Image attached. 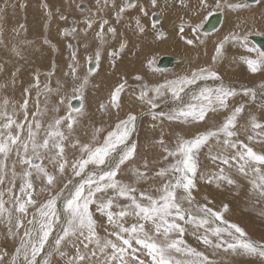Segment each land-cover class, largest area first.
<instances>
[{
    "label": "rangeland",
    "instance_id": "1",
    "mask_svg": "<svg viewBox=\"0 0 264 264\" xmlns=\"http://www.w3.org/2000/svg\"><path fill=\"white\" fill-rule=\"evenodd\" d=\"M114 1L46 0L45 4H43L41 0H14L7 5L8 7L10 4H15L16 10H13L15 8L11 9L9 13H7L5 20L2 24H0V81L2 85L0 87V106L3 105L4 100H7L9 104L7 105L8 113L11 114L13 110H15L16 116L14 118L17 122L26 125L23 132H20L19 129L15 128V126H13V131H19L21 139H24L27 135V125H34L36 122H39L41 128L39 129L38 139H42L48 125L53 123L58 117H66L69 113H71L73 118L76 120V123L73 125V129L70 133L68 132L66 126H64L68 121H63L64 123L62 122V126H60L61 130L68 136V139L64 141L65 159L68 160L64 173H59L58 165H54L53 162L47 158L34 160V163L42 164V166L45 167L50 174L55 175L57 177L56 181L53 185H48L46 178H38L36 173L33 172L32 182L34 191L32 195L34 203L28 205V214L26 216H22L18 211H13L11 223L8 220L7 214L0 216V254H8L4 256L5 264H11V258L15 255V250L20 245V238L23 235L24 230L32 227L27 223V221L32 219L33 215H35L37 220L40 219L39 209L47 202L48 199H51L56 196L57 193L61 192L64 196H67L68 191L72 189L74 184L82 182L81 180L87 178L86 173H90L91 171L99 172V168L104 167L89 165L86 168L85 173L81 176H76L74 174L72 164L79 161L82 157L87 158L86 153L83 151L84 145H88L90 147L101 146L107 139L109 133L115 131L116 126L120 124L122 120H126L129 115H136L137 120L135 122V131L132 132L127 143H136L138 146L137 152L132 160L127 161L121 166V170L119 171L116 179L123 184L134 187L136 191L133 194L137 196L138 200H142L141 195H139L142 192L158 196L160 194L158 190L161 189L160 187H162L164 183H167L169 179L174 182L175 179L180 176V173L173 171L171 168V166L176 163L177 157L168 156L165 149L168 151H174L180 140L193 139L194 137L205 134L208 131L217 130L223 123H225L227 117L232 114L235 108L240 106L244 107V112L237 118L238 135L236 137L228 138L225 137L223 133H220L218 137L211 138L208 145L201 148L198 154L197 178H195V187L192 189L194 202L191 205L187 202L184 203L185 208H189L192 215L197 216V221L200 219H207L209 223L202 227H198L196 222H191L192 215H189V217L186 216L185 220L178 221V223L185 228L184 233H173L172 237L183 240L184 244L182 247L193 248L198 252L204 253V255L208 256L209 261H211L212 264H264V257H260L258 254H248L242 250H237L235 252L230 249L226 250L227 244L225 243L234 242L232 237L228 235V232H231L233 236H239V233H236L235 229L231 228V225L235 224L242 228L246 233V236L242 239L250 240L256 245H264V234H262V231L264 233V195L261 194V189L257 187L258 184L264 183V181H260L259 179V175L264 174V167L257 165V167H262V173L260 174L254 173L249 167L246 170L248 174L245 175L244 173L238 171L240 164L243 163L242 161H239L238 159H230L229 164L225 165L222 159H213V157L218 156V154L219 156L228 155L231 157L232 155H235L237 151L243 152L244 149L240 146V142L253 147V149L258 153H264V130L259 128L253 129L252 127L253 116L256 118L257 122L264 125V70L252 73L249 66H247V60L257 58L256 51H249V49L252 48L251 44H247V47H245L242 42L232 44L231 39L227 41L224 40V37L229 36L231 33H243V36H248L251 32L264 35V26H251V28L248 29H246L247 27L244 25L240 27L230 26L231 28H229L228 34L222 37L224 40L223 42H225L223 48L219 53H215L218 46V44H215L217 41L215 43L208 41V37L205 36L206 34L201 32V18L205 16L208 10H210V12L216 10L220 12V9L216 7V4L210 7V4L207 1H205L204 4L200 1L197 9L191 11V5L188 4L189 0H186V3L180 4L179 15L182 20L178 22L181 23L178 24L174 22L173 25L176 26V28L168 30L165 26L153 27L156 25L152 23L151 26L149 24L148 13L151 12L149 10L148 12H145V14H147L146 18L140 19L139 15L142 13L140 10L142 7L144 8V6L138 4L135 7L136 2L132 3L133 8H128L126 6L129 3L123 0L124 7L134 10L136 16H139V19L135 20L134 23H128L130 28L126 29V31L131 30V33H135V38L127 39V36H125L122 38L121 44L119 41L121 36H119V34L121 33L122 28H119L121 31L117 34V36H113L111 35V32H109L110 27L118 29L113 22V24L111 23L108 28H104L107 29L108 32V43L104 46L105 48L102 46L103 44H101L103 52H101L99 59L103 60L104 56L106 57L108 55V58L103 62L106 61L107 66L110 69L106 70V74L103 73L105 72L104 70L101 72V74L103 73L102 75H104L103 77H100L99 74L95 75V77L91 76V78H89L90 81L89 79L87 80L89 83L87 82L85 86L83 83L87 78V62L97 61L95 49H100L97 47L100 45L98 43L99 31L94 28L92 30L91 38L82 36L81 33L73 34L72 37L71 35H65L64 31L66 29H70L72 32L77 30L73 27V23H71L72 18H75L74 20L77 22L79 21V25L83 22L90 23L93 21V19L89 17L87 19L84 17L81 21L83 15L80 14V12L88 11L86 9L88 7L86 6H89L93 11L91 14L92 17H95L96 21L101 20L103 23V21L107 18L105 15L103 16V14H101L100 10L103 9L106 11L105 9L107 7L111 8V5H115ZM148 2H150V0ZM159 3L161 2L159 1ZM5 4L4 0H0V7H5ZM26 4L28 7H32L31 13L33 14V17H30V13V19L26 18L28 15ZM54 4L58 7H55ZM84 5L85 7L82 8ZM103 5H105V7ZM159 5L157 6L159 9L158 12L164 13L163 11L161 12V6ZM22 9H26L27 11ZM45 9L46 11H44ZM19 10H21V15L18 13ZM48 11L52 12V17L47 27L44 22H46L45 16H48ZM65 11L68 12L69 16L74 13V16H71V19L66 26L60 22V20H66ZM197 12H202L204 15H199ZM59 13H64L62 15L63 17H61ZM97 13H100L101 15ZM246 13L248 15H258L260 21L263 22L264 4L247 9ZM13 14L18 16V20L21 16L19 22L16 18L15 19L17 21L12 18ZM23 15H26L25 18ZM68 15L66 14L67 18L69 17ZM191 15H198L199 18L193 20L190 18ZM151 17L152 16L150 15V20ZM128 18H131V16H128ZM168 18L169 16H166L165 21L168 20ZM55 19L57 20L53 22ZM6 20L7 22L5 23ZM10 20L17 22L18 24L21 21V25H19L20 27L16 30L14 27L9 26L7 23ZM123 21H125L124 18ZM137 21H139L140 25L143 24L145 26V32L140 31V28L137 26ZM105 25L106 24H104V26ZM198 25L200 27H197ZM191 27L193 29L188 31ZM9 31L13 33L9 35ZM245 33H248V35ZM169 36L174 37V43H172L173 41L170 40ZM184 36L187 41L193 40V44H188L187 41L184 40ZM20 37L21 39L18 40ZM211 37H214V35ZM2 38H5V40ZM124 38L127 39L128 42L123 40ZM153 39L155 49L152 51V44L149 41H152ZM129 40H132L133 43ZM247 40L249 39L247 38ZM124 42H126L127 45L124 44ZM120 44L123 46L125 52L124 50L118 51ZM178 45L188 47V49L186 50L181 47L177 48L175 51L172 50L174 46L178 47ZM55 47L56 49H54ZM78 49L81 50L78 52ZM242 49H244L243 53ZM86 50L89 51L87 52ZM16 51L20 53V56L16 54ZM190 51L194 52L191 53ZM77 53L79 54L78 56L80 62L83 61V64L81 69H75V72L73 73L72 68L74 65H72V61H75L76 59V57H73V54ZM188 53H191V57L189 67L187 69L192 70L193 72H197L201 68L215 71L218 74L219 79L210 78L206 80H198L196 84L186 86L185 91L181 93L182 100L180 101L174 100L170 91H167L163 96H158V98L157 95L155 98V91L151 95V92H149L148 97L150 95V98H154L152 100L157 105L155 108H152L151 104L147 102V98L144 100L140 99L141 91L146 90V87L156 88L159 85L164 84L169 80L168 75H172V73L181 75L182 72H180V70L183 67L182 59L183 57H186V54ZM161 56H173L180 62V64L178 67L172 69H164L169 70L168 72H160L158 70L160 69L158 66V69H156V67L154 68V62ZM216 65H218L219 68H217L218 66L216 67ZM53 69L54 71H52ZM103 69H106L105 63L103 65ZM227 71L230 73L228 76L226 75ZM176 74L175 76H171V80L177 79L178 76ZM16 75L21 76L20 85H12L7 82V80L9 81L11 77ZM105 75L108 78H106ZM4 77H7V79H4ZM137 77H140V79H137ZM113 78L115 80H113ZM102 79H109L111 82L108 86V99L105 97V99L101 101L102 105L97 108L91 107L89 100L92 99L87 96L90 97L91 93V96H93V94L97 92L100 87L99 82L102 81ZM81 83L84 85L83 88L80 87L82 85ZM121 84L125 85L121 91L119 107H115L112 103V95L114 90ZM233 85L242 86V89L234 87L236 95L227 99V107L221 108L218 104L214 105L215 111H208L203 121L193 120L191 117L187 120L183 118L178 120H169L167 118V115L174 112L178 107L186 106V104L190 102L197 103L191 98L193 94H198L201 89H217L221 86L233 89ZM186 88H188L189 91ZM49 89L51 91H49ZM75 89L79 90L74 91ZM247 89H252L255 93L258 91L255 99H253L250 94H245ZM77 98L83 99L87 102V105H85L87 109H85L84 106V111H82L83 109L79 112H74L72 110L73 108L71 107L72 104L70 101H74V99L76 100ZM25 100L27 101L26 110L23 107ZM101 111H103L104 114ZM225 111L228 113L226 114ZM25 112L28 117L26 121L24 119ZM161 112L165 113L163 117L159 116V113ZM153 114L156 115V119H153ZM144 121L146 123H142ZM2 122L3 121L0 120V123ZM145 127L149 129V135L143 134ZM143 138L144 140H142ZM225 139H230L236 142L238 144V148H227V146L223 144V140ZM140 141H145L143 144L146 143V146L144 147L142 145L143 147H140ZM145 152H147L148 155L151 153V156L149 155L150 158L147 157L145 159ZM22 155L23 153L21 152V156ZM19 159L20 158L17 157L15 151H13L9 154V157L5 161L8 167L0 170V175H4L6 173L4 183L0 184V192L4 193L3 200L5 201V207L8 209L13 208V204L11 202L13 197H21L23 195L19 191L20 186L23 184L20 173L22 169H25L28 166L19 163ZM0 160H3L2 155H0ZM144 161H147V163ZM145 164H147V168H145ZM13 165H15L17 176L14 183L10 184L9 181L12 178ZM161 168L168 169V173L163 178L157 176V173ZM137 169H141L139 171L144 173L147 172L144 179H140L135 175V170ZM221 175L232 179L234 183L230 184L227 179L219 178ZM10 187L12 189V193H9L8 191ZM177 190L178 196L183 194L182 189ZM108 194L112 196L115 195L112 190H109ZM130 203L131 201L129 199L125 197H118L112 210L118 212L121 209L116 206L117 204L127 206ZM63 207L64 200L63 197H61L57 202L60 219L53 227L48 244L45 245L44 250L37 258L38 264H43L45 259L49 260L50 264H67L71 256L75 255V250L71 247V245L66 247L63 245L61 246L62 250L66 253L65 256L59 255V253L54 249L52 250L51 255L48 254L50 250L48 246L54 243V240L58 235L62 234L61 229L65 226L66 214L63 212ZM203 208L210 210L207 215L201 211ZM224 208H227V210ZM90 210L93 213V218L97 221L96 231L98 235L102 239L106 238L107 236L102 237L100 235L102 229H99V222L97 219V215L103 214L96 210L95 204L90 206ZM217 213L220 215V218H217L215 215ZM16 217H21L24 220V228L17 229L14 227L16 224ZM246 221L250 222L252 225L248 224ZM123 222L124 224L126 223V227H130L133 223L137 222V218L134 216L126 217ZM146 227H148V225H146ZM217 227L227 229L228 231L223 232L219 237H217L212 231ZM10 228L12 229L11 232L9 231ZM255 228H258V231L260 230V236L258 238H255L253 235V233L256 234L253 230ZM12 232H16L17 234L13 235ZM106 232L103 229V233L105 234ZM205 237L211 241L210 244L204 243ZM108 239L115 240L116 238L113 235H108ZM50 242L52 243L50 244ZM216 244H222L223 246L216 248ZM133 246L139 250L137 255H139L141 259H145L146 255L142 246L136 245L135 243ZM90 247L92 246L90 245ZM174 257L175 259L182 261L194 259V257H191L186 253H174ZM20 259L22 260V257ZM147 259L150 261V257Z\"/></svg>",
    "mask_w": 264,
    "mask_h": 264
},
{
    "label": "snow or ice",
    "instance_id": "2",
    "mask_svg": "<svg viewBox=\"0 0 264 264\" xmlns=\"http://www.w3.org/2000/svg\"><path fill=\"white\" fill-rule=\"evenodd\" d=\"M184 0H181L183 3ZM260 0H257L259 3ZM153 6L157 5V0H151ZM204 4L205 0H201ZM133 5L128 4L127 7ZM229 9H239L247 7L246 4L228 3L225 0V5ZM15 7V5H12ZM216 7H221L219 0H217ZM121 12L124 8L120 9ZM7 15V4L5 7H0V24L5 20ZM119 16V13H118ZM108 21L105 20L104 24ZM139 25V21H137ZM89 26L91 24L89 23ZM197 27H200L199 25ZM183 30V29H181ZM113 34L114 28L109 29ZM140 31L143 32V27H140ZM233 40L242 42L247 47V36H239L235 33H231L229 36H225L224 40ZM188 44H193V40H188ZM223 48V43L216 49L217 53ZM123 46L121 47V50ZM249 51H256L257 58L247 60V64L252 73H257L264 70V51H259L255 48L249 49ZM20 53L17 52V55ZM115 55V54H114ZM97 65L99 61V54L97 53ZM72 67V66H70ZM73 73L75 68H72ZM210 78L219 79L218 74L215 71L201 68L197 72H192L190 75L178 77L175 80H170L164 84L159 85L155 89L146 88L142 90L140 99L147 98V102L151 104L152 108L157 107L152 98L148 97V93L155 91L157 96H163L167 91L172 93L174 100H182L181 93L185 91V87L194 85L198 80H206ZM140 79V77H137ZM87 80L84 81V84ZM83 84L80 86L83 88ZM124 85L121 84L114 90L112 95L113 106L119 107V99L121 91ZM75 89L74 91H78ZM49 91H51L49 89ZM246 95H251L253 99L256 97V93L252 89H247ZM234 89L224 88L223 86L217 89L203 88L198 94H193L192 100L197 103H187L186 106L178 107L174 112L167 115L169 120L185 119L191 117L193 120L203 121L208 111H215L214 105L221 108L227 107V99L235 96ZM8 101L4 100L3 105L0 106V155L3 156V160H0V170L5 169L8 165L5 163L9 154L15 151L17 157H19V163L27 165L28 167L22 169L20 177L23 180V184L20 186L19 191L23 194L21 197H13L11 202L13 204L12 209L5 207V201L3 200V192H0V216L7 214L8 220L11 223L13 218V211H18L22 216L28 214V205L34 203L33 199V172L36 173L38 178H46L48 185H53L57 177L42 166V164L34 163V160H42L44 158L49 159L54 165H58L59 173H64L65 166L68 164V160L65 159V144L64 141L68 139V136L61 130V124L63 121H68L66 128L70 133L73 129V125L76 120L72 114L69 113L66 117H60L54 120L53 123L48 125L45 135L42 139H38L39 129L41 125L39 122L27 125V135L24 139H21L19 132L13 131V126L23 132L26 125L17 122L14 118L16 116L15 110L11 114L7 111ZM23 107L27 109V101H24ZM103 107V106H102ZM244 112V107H236L232 114L227 118L226 122L222 124L215 131H208L205 134L198 135L193 139L180 140L174 151H167L168 156L177 157L176 163L171 166L172 170L180 173L175 181L171 179L167 183H164L162 188L158 191V196L151 194L141 193L142 200H138L134 195L136 189L130 185L123 184L116 179L121 166L127 161L132 160L137 152V144H128L127 141L132 132L135 131L136 115H129L126 120H122L120 124L116 126V130L109 133L107 139L99 147H90L88 145L83 146V151L86 153L87 158H81L79 161L72 164L73 172L76 176H81L85 173L86 168L89 165L93 166H105L102 167L99 172L91 171L87 173V178L82 182L73 185L72 189L68 191V195L64 196L63 193H57L56 196L48 199L39 209L40 219L37 220L35 215L28 220L27 223L31 225V228L24 230L23 235L20 238V245L15 250V255L11 258V264H38V256L44 250L45 245L49 242V237L53 231L54 225L59 221L60 215L57 209L58 200L63 197L64 207L63 212L65 215V226L61 229L62 234L58 235L54 243L49 245V255H51L54 249L61 256H65L66 253L62 250L63 246L71 245L75 250V255L71 256L67 264H212L209 261L208 256L202 252H198L193 248L182 247L184 241L172 237L173 233L183 234L185 228L181 226L178 221L185 220L186 216L192 215L189 208L184 207V203L189 205L193 204L194 198L192 196V189L195 187V178L198 171V154L202 147L208 145L211 138L218 137L220 133H223L225 137L232 138L238 135L237 131V118ZM165 113H159V116L163 117ZM27 113L25 112L24 119L27 120ZM156 115L153 114V119H156ZM253 129L264 130V125L256 121V118L252 117ZM35 128V131H34ZM223 144L227 148H238V144L230 139L223 140ZM240 146L244 151H237L235 155L229 157L228 155L216 156L213 159H222L225 165L229 164L230 159H238L243 163L240 164L238 171L247 175V168H251L254 173H262V168L257 165L264 166V153H258L254 151L253 147L240 142ZM21 152L23 155L21 156ZM147 168V164H145ZM168 173V169L161 168L157 173L158 177H165ZM135 175L144 179L146 173L135 170ZM6 173L0 175V184L4 183ZM17 176L15 171V165H13L12 178L9 181L10 184L14 183ZM222 179H227L228 183H234L232 179L221 175ZM260 181H264V174L259 175ZM71 183V182H69ZM257 187L261 189V194L264 195V183L258 184ZM177 189H182L183 194L177 195ZM109 190L115 193L114 196L109 195ZM9 193H12L11 187L8 189ZM100 194V195H98ZM118 197H125L131 201L127 206L116 205L120 207V211H113L114 203ZM95 204L96 210L107 217V221L110 225L114 226L113 232L110 235L115 236L113 239H102L97 231V221L93 218V213L90 210V206ZM227 210V208H225ZM208 214L210 211L207 208L201 209ZM217 218L220 215L215 214ZM134 216L137 218V222L133 223L130 227H126L124 219L126 217ZM15 228H24V220L21 217H16ZM196 222L198 227H202L209 223L207 219H200L197 221V217L192 215V221ZM148 225V227H146ZM231 228L235 229L239 236H233L231 232L228 235L232 237L234 242H225L227 249L232 251L242 250L248 254H258L260 257H264V245H256L250 240L242 239L246 236V233L242 228L233 224ZM11 232L12 229L10 228ZM213 234L219 237L223 232H227V229H221L219 227L212 230ZM16 235V232H12ZM142 246L145 252L146 258L141 259L137 252V248L133 244ZM205 244H210L211 241L205 237ZM90 245L92 247H90ZM222 244H216V248L222 247ZM174 253H186L194 259L182 261L174 258ZM7 253L0 254V264H5L4 256ZM22 257V260L20 259ZM150 257V261L147 259ZM43 264H50L49 260L45 259Z\"/></svg>",
    "mask_w": 264,
    "mask_h": 264
},
{
    "label": "bare ground",
    "instance_id": "3",
    "mask_svg": "<svg viewBox=\"0 0 264 264\" xmlns=\"http://www.w3.org/2000/svg\"><path fill=\"white\" fill-rule=\"evenodd\" d=\"M5 1V3L8 5V3H11L12 1H14V0H4ZM22 1V0H21ZM25 1V0H24ZM27 1V0H26ZM42 1V3L43 4H45V1L46 0H41ZM68 1V0H67ZM103 1V0H102ZM112 1H114V0H110V2H112ZM119 1V0H118ZM136 0H134V2H135ZM224 1V2H223ZM222 2H223V4H225V0H223ZM15 3V2H14ZM23 3V2H22ZM114 3H115V1H114ZM228 3H235V4H237V1H235V2H232V1H228ZM5 4V5H6ZM105 4V3H104ZM129 4H131V5H133L130 1H129ZM160 3H158L157 2V6L159 5ZM209 4L210 5H212L213 4V2L212 1H209ZM12 4H10V6H8L7 7V13H9V11L11 10V9H13V8H15V7H12L11 6ZM15 5V4H14ZM96 5V4H95ZM94 5V6H95ZM116 5H117V8H115L116 7ZM214 5V4H213ZM246 5H248V4H246ZM16 6V5H15ZM20 6V5H19ZM24 6H25V4H24ZM79 6V5H78ZM91 6V5H90ZM104 7H105V5H103ZM119 6H120V2H118V4H117V2L115 3V5H111V8H115V11L113 12V13H110L109 12V10L111 9L110 7L108 8H106L105 10L106 11H104L101 7V9L102 10H100V12H101V14H103V16L105 15V17L107 18L106 20L108 21V23L104 26V21H103V23L101 22V20H99V21H96V19H95V17L93 18L92 17V13H93V11L90 9V7L89 6H86V7H88V8H86L88 11H84V12H80V14H82L83 15V17L81 18V21H82V19L84 18V17H86L85 19H87L88 17L89 18H92L93 19V21H91L90 22V24H91V26H89V22L88 23H85V22H83V23H80V25H79V21L77 22V21H75L73 18L71 19V16L73 15L74 16V13L71 15L70 14V16L68 15V12H66L65 11V13L69 16L68 18L66 17V14H65V18H66V20L64 21H61L60 20V22H61V24H63V25H67L68 24V22H69V20L71 19V23H73V27L74 28H76L77 30L76 31H71L70 29H66L64 32H65V35H73V34H77V33H81V35L82 36H86V37H88V38H91V36H92V30L94 29V28H96V29H98V43L100 44L99 46H97L98 48H100L99 50H97V49H95V51H96V54L98 53L99 54V58H100V55H101V52H103L102 51V47H101V44H103L102 46L104 47L107 43H108V41H107V35H108V32H107V29H104V28H108L110 25H111V23L113 22L115 25H116V27L118 28V29H116V28H114L116 31H115V33L113 34L112 32H111V35H113V36H117V34L121 31V30H119V28H122V31H121V33L119 34V36H121L120 38V40L119 41H121L122 40V38L123 37H125V36H127V39L128 38H135L134 37V34L135 33H129V31H126V27H129L130 28V25L128 26V23H132V22H129V20L131 19V18H128V16H124L123 15V12H125V11H127V10H125V7H123L124 8V11L123 12H121L120 11V9L121 8H119ZM136 6V5H135ZM160 6V5H159ZM254 6H258V5H249V6H247V7H245L246 9H250V8H252V7H254ZM26 7H27V9H28V15H27V19H30L29 18V14L31 13V8L32 7H28L27 6V4H26ZM56 7V6H55ZM58 7V6H57ZM83 7H85V5L84 6H82V8ZM92 7V6H91ZM96 7V6H95ZM99 7V6H98ZM127 7V6H126ZM23 8V7H22ZM34 8V7H33ZM93 8V7H92ZM129 8V7H128ZM130 8H133V6L132 7H130ZM38 9H40V8H38ZM49 9V8H48ZM80 9V8H79ZM219 9H220V12L219 11H211L210 13H207V15L204 17V19H203V22H202V24L208 19V16H210L211 14H214V15H217L218 13H221L222 14V17H223V19H222V22H221V24H220V26H218L214 31H212V33H214L215 31H221V29L222 28H224V27H226V25H227V22H228V20H233V18H235V19H237V17L239 16L240 18H245V19H251V17H249L248 16V14L246 13V12H241V13H239V14H228L227 12H226V10L225 9H223V7H219ZM13 10H16V8L15 9H13ZM22 10H24V9H22ZM26 10V9H25ZM24 10V11H25ZM68 10V9H67ZM130 10H132V9H130ZM157 10H159L158 9V7H157ZM27 11V10H26ZM35 11V10H34ZM44 11H46V9L44 10ZM90 11H92V12H90ZM104 11V12H103ZM165 11V10H164ZM225 12L224 14H223V12ZM96 12V11H95ZM116 12H119V16H118V13H116ZM166 12V11H165ZM20 15H21V10H19V12H18ZM25 13V12H24ZM57 13V12H56ZM116 13V14H115ZM64 13H59V15H61V17H63L62 15H63ZM97 14H99V15H101L100 13H97ZM156 14V13H155ZM164 16H165V13H162ZM24 16V15H23ZM26 16V15H25ZM25 16H24V18H25ZM55 16H57L56 14H55ZM80 16V15H79ZM153 16V15H152ZM11 17V16H10ZM31 18L33 17V14L31 13V16H30ZM46 17V22H44L45 23V25L48 27V23H49V21H50V19H51V17H52V12H49L48 11V16H45ZM104 17V18H105ZM139 17V16H138ZM12 18H18V16L17 15H14L13 14V16H12ZM57 18H58V16H57ZM123 18H124V20L125 21H123ZM157 18H159V17H157ZM13 19V20H14ZM15 19V20H16ZM21 19V16H20V18H19V20ZM77 19H79V18H77ZM137 19H139V18H137ZM140 19H141V16H140ZM234 19V20H235ZM13 20H10V21H8V25L9 26H12V27H14L16 30L18 29V27H20L19 25H21V21H20V23L18 24L17 22H15V21H13ZM18 20V19H17ZM16 20V21H17ZM19 20H18V22H19ZM57 19H55L53 22H55ZM165 20V19H164ZM164 20L163 21H161L160 22V20H155L154 22H156L154 25H156V27L157 26H160V25H162L163 24V22H164ZM225 20V21H224ZM238 20V19H237ZM255 20V22H256V24H257V26H264V21L263 22H261L260 21V19L259 18H255L254 19ZM224 21V22H223ZM7 22V20L5 21V23ZM151 20H150V24H151ZM160 22V23H159ZM57 23V22H56ZM55 23V24H56ZM112 23V24H113ZM157 23H159V25L157 24ZM41 24V23H40ZM44 25V24H43ZM50 25H52V24H50ZM42 26V25H41ZM40 26V27H41ZM138 26V25H137ZM142 27H143V29H144V27L145 26H143V25H141ZM141 26H139V28L141 27ZM193 26V25H192ZM55 27H56V25H55ZM68 27V26H67ZM57 28V27H56ZM66 28V27H65ZM111 28V27H110ZM132 28V27H131ZM62 29V28H61ZM104 29V30H103ZM125 29V30H124ZM103 30V31H102ZM174 31V30H173ZM110 32V31H109ZM143 32H145V29H144V31ZM13 33V32H12ZM11 33V31H9V35H11L12 34ZM57 33H59V32H57ZM137 33V32H136ZM63 34V33H62ZM144 34V33H143ZM168 35H169V33H168ZM253 35H257V34H255V33H251V34H249L248 35V38H249V40H250V38H251V36H253ZM205 36H209V34H206ZM73 37V36H72ZM170 37V36H169ZM263 37V36H262ZM46 38V37H45ZM137 38V37H136ZM170 38H174L173 36H171ZM2 39H4L5 40V38H2ZM21 39V37L18 39V40H20ZM59 39V38H58ZM116 39V38H115ZM127 39H123V40H125V41H127ZM1 40V39H0ZM49 40V39H48ZM48 40H46V41H48ZM135 40V39H134ZM130 41V40H129ZM132 41V40H131ZM224 41V40H223ZM221 42V43H223V45H224V43L225 42ZM3 42V41H2ZM52 42V41H51ZM5 43V42H4ZM220 43V44H221ZM254 43V42H253ZM11 44V43H10ZM83 44V43H82ZM121 44H122V42H121ZM121 44H120V46H119V50L118 51H123L124 49H122L121 50ZM124 44H126V42H124ZM220 44L218 45V46H220ZM127 45V44H126ZM54 46V45H53ZM56 46V45H55ZM84 46V45H83ZM10 47V46H9ZM12 47V46H11ZM77 47H80V46H77ZM105 48V47H104ZM107 48V47H106ZM124 48H125V46H124ZM11 49V48H10ZM54 49H56V47L54 48ZM75 49V48H74ZM79 50H81V49H78L77 51L79 52ZM87 52L89 51V50H86ZM76 52V51H75ZM117 52V51H116ZM124 52H125V50H124ZM113 53V52H112ZM215 53H217V51H215ZM15 54V53H14ZM16 54H17V51H16ZM106 54V53H105ZM55 55V54H54ZM79 54L77 53V54H73V57H76V59H75V61L73 60L72 61V65H74V68L77 70V69H81L82 68V64H83V61H81L80 62V60H79V56H78ZM94 55V54H93ZM20 56V55H19ZM90 56V55H89ZM97 57V56H96ZM161 57H163V56H161ZM161 57H159V59L161 58ZM173 57V56H172ZM191 57V53H188V54H186V58H190ZM53 58V57H52ZM91 58V57H90ZM102 58H103V56H102ZM108 58V55L105 57L104 56V58H103V60L101 59H99V61H98V65H97V61L96 62H87L88 63V68L86 69V75H87V78L85 79V80H88L89 78H91V76H94L95 77V75H97V74H99V76L100 77H103L104 75H102L103 73H105L106 74V70H108V69H110L108 66H107V63H106V61L105 62H103L104 60H106ZM175 58V57H174ZM198 58V57H197ZM205 58V57H204ZM59 59V58H58ZM159 59H157V61H155L154 62V68L156 67V69H158L157 68V66H158V61H159ZM199 59V58H198ZM201 59H202V56H201ZM44 60V59H43ZM94 60V59H93ZM90 63H93L94 64V66H92V67H89L90 66ZM104 63H105V65H106V69H103V65H104ZM179 64H180V62L176 59V62H175V64H174V66L173 67H171V68H175V67H178L179 66ZM87 65V64H86ZM138 65V64H137ZM79 67V68H78ZM169 69V68H168ZM96 70V71H95ZM105 71V72H103L102 74H101V72L102 71ZM159 71H162V70H160V69H158ZM164 70V69H163ZM52 71H54V69L52 70ZM112 71V70H111ZM8 72V71H7ZM10 72V71H9ZM52 73V72H51ZM111 73V72H110ZM6 74V73H5ZM14 74V73H13ZM109 74V73H108ZM2 75V74H1ZM85 75V74H84ZM111 75V74H110ZM98 76V77H99ZM3 77V76H2ZM1 77V78H2ZM93 77V78H94ZM97 77V78H98ZM99 77V78H100ZM105 77H106V75H105ZM111 77V76H110ZM109 77V78H110ZM84 78H85V76H84ZM106 78H108V77H106ZM116 78V77H115ZM4 79H7V77H4ZM9 79V78H8ZM101 80V79H100ZM112 80V79H111ZM113 80H115L114 78H113ZM83 81V80H82ZM89 81H90V79H89ZM117 81V80H116ZM7 82H9L10 84H12V85H20L21 84V76H19V75H16V76H13V77H11L10 79H9V81L7 80ZM88 82V81H87ZM114 82V81H113ZM89 83V82H88ZM111 82L109 81V79H102V81H100L99 82V84H100V87H99V89L97 90V92L95 93V94H93V96H91L92 95V93L90 94V97L89 96H87L88 98H91L92 100H89L90 101V105H91V107H95V108H97V107H99L100 105H102V100H104L105 99V97L107 98V95H108V86H109V84H110ZM82 84V83H81ZM84 84V83H83ZM216 84V83H215ZM111 85H113V84H111ZM123 85H125V84H123ZM2 85H1V81H0V87H1ZM85 86H86V84H85ZM128 86V85H127ZM132 86V85H131ZM146 86V85H145ZM231 86V85H230ZM13 87V86H12ZM35 87V86H34ZM98 87V86H97ZM233 87V89H234V87L235 88H239V89H242V86H235V85H233L232 86ZM27 88V87H26ZM68 88V87H67ZM111 88V87H110ZM147 88V87H146ZM18 89V88H17ZM151 89H155V87H152ZM94 91V90H93ZM96 91V90H95ZM91 92V91H90ZM154 91H151V93H150V95L153 93ZM256 93H258V91H256ZM150 95H149V97H150ZM153 96V95H152ZM160 97V96H159ZM155 98H156V93H155ZM157 98H158V96H157ZM77 99H80V98H77ZM108 99V98H107ZM152 99H154V98H152ZM185 99V98H184ZM74 101H75V99H74ZM80 101H81V106L76 110V109H72L74 112H79L80 110H82L83 109V107L85 106V105H87V102H85L83 99H80ZM120 101V100H119ZM70 103L72 104L73 103V100H71L70 101ZM39 104V103H38ZM70 104V105H71ZM9 105V104H8ZM173 107H175V106H173ZM169 108V107H168ZM85 109H87L86 108V106H85ZM165 110V109H164ZM171 110V109H170ZM82 111H84V109L82 110ZM86 111V110H85ZM103 111H104V109H103ZM103 111H101L103 114H104V112ZM225 113L227 114L228 112L227 111H225ZM102 114V115H103ZM112 115V114H111ZM112 117V116H111ZM59 118V117H58ZM228 118V117H227ZM226 119V118H225ZM227 120V119H226ZM226 122V121H225ZM64 123V122H63ZM68 123V122H67ZM142 123H146L145 121L144 122H142ZM62 126V125H61ZM64 126H66V125H64ZM63 126V127H64ZM106 127V126H105ZM144 127V126H143ZM63 129V128H62ZM85 130H86V128H85ZM109 130V129H108ZM19 132V131H18ZM108 132V131H107ZM143 134L144 135H146V134H150V132H149V129L147 128V127H145V130H144V132H143ZM142 135V134H141ZM140 136V135H139ZM143 136V135H142ZM158 136V135H157ZM100 137V136H99ZM145 138H147V137H145ZM148 139V138H147ZM151 139V138H150ZM164 139V138H163ZM102 140V139H101ZM142 140H144V138L142 139ZM149 140V139H148ZM98 141V140H97ZM99 142V141H98ZM145 142V141H144ZM144 142H142V141H140V143H139V146L141 147L142 145L145 147L146 146V143L145 144H143ZM129 143V142H128ZM148 143V142H147ZM153 143V142H152ZM167 143V142H166ZM93 144V143H92ZM101 144V143H100ZM82 146V145H81ZM142 146V147H143ZM74 147V146H73ZM95 147V146H94ZM138 147V146H137ZM149 147V146H148ZM81 148V147H80ZM150 148V147H149ZM76 149V148H75ZM74 149V150H75ZM143 149H145V148H143ZM147 149V148H146ZM152 149V148H151ZM140 150V149H139ZM153 151V150H152ZM155 151V150H154ZM254 151H256V150H254ZM262 153V152H261ZM149 155L151 156V153H149ZM149 155H148V153L147 152H145V154H144V157H145V159L147 158V157H149ZM137 157V156H136ZM140 158V157H139ZM150 158V157H149ZM143 160V159H142ZM144 162H146L147 163V161H144ZM154 163V162H153ZM91 166V165H90ZM105 167V166H104ZM152 167V166H151ZM264 167V166H263ZM101 168L102 167H100L99 168V170H101ZM262 168V167H261ZM212 169V168H211ZM264 169V168H263ZM91 170V169H90ZM121 170V169H120ZM139 170H141V169H139ZM143 170H144V168H143ZM152 170V169H151ZM145 171V170H144ZM160 171V170H159ZM264 171V170H263ZM89 172V171H88ZM147 173V172H146ZM87 174V173H86ZM215 174V173H214ZM248 174V173H247ZM63 177V176H62ZM199 177V176H198ZM246 177V176H245ZM60 178V177H59ZM197 178V177H196ZM244 178V177H243ZM249 178V177H248ZM169 179V178H168ZM201 179V178H200ZM61 180H62V178H61ZM249 180V179H248ZM252 180V179H251ZM63 181V180H62ZM76 181H79V180H76ZM75 181V182H76ZM82 181V180H81ZM134 181V180H133ZM162 181V180H161ZM197 181V180H196ZM253 181V180H252ZM198 182V181H197ZM60 183H62V182H60ZM152 183V182H151ZM162 183V182H161ZM260 183V182H259ZM58 184V183H57ZM160 184V183H159ZM158 185V184H157ZM197 185V184H196ZM242 185V184H241ZM253 185V184H252ZM253 187V186H252ZM160 188H162V187H160ZM247 188V187H246ZM154 189V188H153ZM147 191H148V189H147ZM178 191V190H177ZM257 191V190H256ZM258 192H260V191H258ZM159 193V192H158ZM204 194V193H203ZM140 195V194H139ZM207 195V194H206ZM205 196V195H204ZM37 198V197H36ZM261 198V197H260ZM201 201V200H200ZM198 203V202H197ZM224 206V205H223ZM185 207V206H184ZM225 209V208H224ZM236 211V210H235ZM238 211V210H237ZM260 214V213H259ZM222 216V215H221ZM188 217H189V215H188ZM197 217V216H196ZM96 218V217H95ZM97 219H98V226H99V229L101 230V233H100V235L102 236V237H104V236H107L106 238H104V239H108V235H110L109 233H112L113 232V229H114V226L113 225H110L109 223H108V221H107V217H105L104 215H97ZM218 220V219H217ZM241 220V219H240ZM246 220V219H245ZM221 221V220H220ZM248 224H250V225H252L250 222H248V221H246ZM264 223V222H263ZM126 224V223H125ZM258 225H260V224H258ZM227 227V226H226ZM97 229V228H96ZM103 229L105 230V234L103 233ZM263 229V228H262ZM254 230V232H256V234L255 233H253V235L255 236V238H258L259 236H260V234H259V231H258V228H255V229H253ZM55 234V233H54ZM262 234H264L263 233V231H262ZM263 236V235H262ZM17 237V236H16ZM18 240V239H17ZM194 240H195V238H194ZM52 241V240H51ZM258 241V240H257ZM259 241H261V240H259ZM52 242H50V244H51ZM202 243V242H201ZM197 244H198V242H197ZM16 246V245H15ZM49 247V246H48ZM48 247H47V249H48ZM64 251V250H63ZM219 255V254H218ZM142 256V255H141ZM175 258V257H174ZM58 263V262H57ZM59 264V263H58Z\"/></svg>",
    "mask_w": 264,
    "mask_h": 264
},
{
    "label": "crops",
    "instance_id": "4",
    "mask_svg": "<svg viewBox=\"0 0 264 264\" xmlns=\"http://www.w3.org/2000/svg\"><path fill=\"white\" fill-rule=\"evenodd\" d=\"M115 1H118V0H115ZM125 1H127L128 2V0H125ZM149 0H146V1H144V0H137V3H136V6L138 5V4H140L141 6H144V8L142 7L141 8V14L139 15V16H141V18H143V19H145L146 18V15L147 14H145V12L147 11L148 12V10L149 11H151L150 13H148V21H149V24H150V19H149V16L151 15H157L158 14V17H159V20H160V22L161 21H163L164 19H165V17L166 16H169V18H168V20H164V22H163V24L162 25H160L161 27L162 26H165L168 30H171V29H175L176 28V26H174L173 24H174V22H176V23H178V24H180L181 22H178V21H181L182 20V18H180V15H179V10H180V4H181V0H173V1H169V0H158V3H159V1L161 2L160 3V6H161V12L163 11L164 13H165V11L167 12V13H165V16L162 14V13H159L158 12V10H157V5H155V6H153L152 5V3H151V0H150V2H148ZM201 0H189L188 1V4L189 5H191V11H194V10H196L197 9V6H198V4H199V2H200ZM205 1H207L208 3H209V1H212L213 2V4H216L217 3V0H205ZM223 0H219V2H220V4H221V7H223V9H225L226 10V12L228 13V14H239V13H241V12H246V8H239V9H229V8H227L226 6H224L225 4H223V2H222ZM228 1H232V2H235V1H237V4H239V3H243V4H248L247 6H249L251 3H248V2H246V0H228ZM118 2H120V6H119V8H123L124 7V5H123V0H119ZM118 2H117V4H118ZM116 3V2H115ZM183 3H186V0H184V2ZM213 4L212 5H210V7L211 6H213ZM233 4H235V3H233ZM262 4H264V0H260V2L259 3H254V4H252V6L253 5H262ZM55 6H56V4H54ZM135 6V7H136ZM57 7V6H56ZM116 8H117V5H116ZM130 8V7H129ZM184 8V7H183ZM212 9V8H211ZM125 10H127V11H125V12H123V15L124 16H131V19L129 20V22H132V23H134L135 22V20H137V16H136V13H135V11L134 10H130V9H128V8H126L125 7ZM165 10V11H164ZM115 11V9L114 8H111L110 10H109V12L110 13H113ZM210 12V10H208L207 12H206V14H205V16L207 15V13H209ZM223 12V11H222ZM116 13H119V12H116ZM115 13V14H116ZM156 13V14H155ZM199 15H204L202 12H197ZM225 12H223V14H224ZM153 16L151 17V21H152V18H153ZM204 16V17H205ZM249 17H251V19H244L243 17L242 18H240L239 16L237 17V19H235V18H233V20H228V22H227V25H226V27H224V28H222L221 29V31H215L214 33H211V34H209V36H207L208 37V41H210V42H212V43H215L216 41H217V43H215V44H220L222 41H223V39H222V37H224L225 35H227L228 34V31H229V28H231L230 26H246L247 28L246 29H248V28H251V26H256L257 27V24H256V22H255V18H259V16L258 15H256V14H252V15H248ZM204 17L203 18H201V20H202V22H203V19H204ZM209 17V16H208ZM191 19H193V20H196V19H198L199 18V16L198 15H191V17H190ZM235 19V20H234ZM260 19V18H259ZM155 20H153L152 22H151V24L153 23V24H155L156 22H154ZM225 21V20H224ZM223 21V22H224ZM159 22V23H160ZM206 22V21H205ZM204 22V23H205ZM146 23V22H145ZM159 23H157L158 25H159ZM203 23V24H204ZM150 24V25H151ZM202 24V25H203ZM141 25H143V24H141ZM140 24L138 25V27L139 26H141ZM144 26V25H143ZM152 26V25H151ZM153 27H156V26H153ZM158 27V26H157ZM202 27V26H201ZM258 27H260V26H258ZM125 29H129V27H126ZM193 28L191 27V28H189L188 29V31H190V30H192ZM129 32L131 33V30H129ZM191 32H193V31H191ZM252 33V32H251ZM251 33H249V34H251ZM194 34V33H193ZM246 35H248V33H245ZM253 34V33H252ZM255 34H257V35H260L259 33H255ZM195 35V34H194ZM214 35V37H211V36H213ZM237 35H239V36H242L243 37V33H241V34H237ZM196 36H197V34H196ZM261 36H263L264 37V35H261ZM184 40L185 41H187V39H186V37L184 36ZM247 38H248V36H247ZM249 39V38H248ZM170 40L171 41H173L172 43H174V38H170ZM179 40H180V38H179ZM206 40V39H205ZM121 42V41H120ZM128 42V41H127ZM130 42H132V41H130ZM151 44H152V51L155 49V44H154V39L152 40V41H149ZM184 42V41H183ZM232 42V44L233 43H236V42H238V41H231ZM133 43V42H132ZM225 44V43H224ZM231 44V45H232ZM247 44L249 45V44H251V46H252V48H257V50H259V51H261L259 48H258V46L255 44V43H253V41L251 40V38H250V40H247ZM244 45V44H243ZM224 46V45H223ZM182 46H180V45H178V47H176V46H174V48L172 49V50H176L177 48H181ZM182 48H184V49H188V47H182ZM217 48H218V46H217ZM207 49L209 50V48L207 47ZM244 49H242V53L244 52L243 51ZM191 52V51H190ZM194 52V51H193ZM193 52H191V53H193ZM225 54H227V53H225ZM228 55V54H227ZM226 55V56H227ZM156 58H157V56H156ZM212 59V58H211ZM189 61H190V58H186V57H183V59H182V63H183V67H182V69L180 70V72H182V74L181 75H178V74H176V73H172V75H174L175 76V74L178 76V77H181V76H183V75H190L193 71L192 70H189V69H187L188 67H189ZM218 63H221V62H218ZM218 65H216V67H217ZM248 66V65H247ZM217 68H219V66L217 67ZM170 69H172V68H170ZM168 72L169 70H162V71H160V72ZM228 74L230 75V73L227 71L226 72V75L228 76ZM172 75H168V77H169V80H171V76ZM177 77V78H178ZM168 80V81H169ZM224 81H227V80H224ZM188 91H189V89L188 88H186Z\"/></svg>",
    "mask_w": 264,
    "mask_h": 264
},
{
    "label": "water",
    "instance_id": "5",
    "mask_svg": "<svg viewBox=\"0 0 264 264\" xmlns=\"http://www.w3.org/2000/svg\"><path fill=\"white\" fill-rule=\"evenodd\" d=\"M130 2L133 3L134 0H130ZM246 2L254 4L257 2V0H246ZM153 19L156 21L159 20L157 16H153ZM222 19L223 17L221 13H218L217 15L211 14L206 20V22L202 25L201 32H203L204 34H211L212 31H214L218 26H220ZM251 40L258 46L261 51H264V37H262L261 35H253L251 36ZM175 62L176 58L172 56H164L159 59L157 64L158 68L160 69H168L173 67ZM92 66H94V64L90 63V67ZM80 106L81 101L79 99L73 101L71 105L73 109H77Z\"/></svg>",
    "mask_w": 264,
    "mask_h": 264
},
{
    "label": "flooded vegetation",
    "instance_id": "6",
    "mask_svg": "<svg viewBox=\"0 0 264 264\" xmlns=\"http://www.w3.org/2000/svg\"><path fill=\"white\" fill-rule=\"evenodd\" d=\"M129 1L130 0H128V3H129ZM137 2V0L135 1V2H133V3H136ZM136 5V4H135ZM154 16H157L158 17V14L157 15H154ZM152 20H154L153 18H152ZM108 36V35H107Z\"/></svg>",
    "mask_w": 264,
    "mask_h": 264
}]
</instances>
